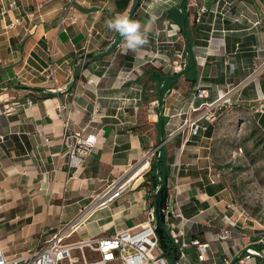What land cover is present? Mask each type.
<instances>
[{
  "label": "crops",
  "instance_id": "0c3cea01",
  "mask_svg": "<svg viewBox=\"0 0 264 264\" xmlns=\"http://www.w3.org/2000/svg\"><path fill=\"white\" fill-rule=\"evenodd\" d=\"M15 1L16 10L0 12V245L7 256L45 246L58 230L67 242H79L139 226L154 205L145 175L153 160L167 175L160 209L167 238L159 245L169 264H237L247 248H264V228L242 217L212 173L213 133L180 131L196 87L207 93L196 105L223 94L239 105L223 104L202 120L213 128L217 119L238 120V110L244 121L261 117L255 110L264 106V0ZM67 7L74 20L60 25ZM200 7L205 10L197 18ZM120 13L147 31L149 43L140 50L125 48L119 33L105 26ZM181 49L189 60L175 73L163 58L174 60ZM50 66L56 85L47 78ZM162 80L172 86L159 105ZM68 126L97 134L96 148L76 171L66 166ZM147 155L144 169L130 179ZM120 178L129 179L128 190L100 207L97 195ZM192 240L208 244V262H199ZM247 264H264V258Z\"/></svg>",
  "mask_w": 264,
  "mask_h": 264
},
{
  "label": "built area",
  "instance_id": "2783aa9c",
  "mask_svg": "<svg viewBox=\"0 0 264 264\" xmlns=\"http://www.w3.org/2000/svg\"><path fill=\"white\" fill-rule=\"evenodd\" d=\"M4 3H6V6H4ZM0 4L2 5L1 14L17 9L15 0H0ZM69 9L70 7L64 9L60 25H65L66 21L71 18L68 15ZM204 10V7L198 8L197 18L203 14ZM155 41L156 45L159 46L160 40L155 39ZM174 57L175 59L171 60L165 55L163 64L171 71L180 73L186 66L184 49L175 51ZM77 65L78 63L74 64L71 70H75ZM55 71V67L50 66L47 78L56 85ZM87 83L94 84V81L89 79ZM224 96L225 94L221 95L219 99L211 103L204 101L196 105L197 100H203L207 97L204 88L196 87L188 101L187 110L183 113L184 119L180 131L187 128L191 137L195 136L199 130H204L202 120L213 118L214 111L223 104H233L230 99L224 98ZM26 104L32 105L33 101L28 100ZM255 111L264 113V106H259ZM95 114L93 112L92 115ZM63 144L67 152L66 166L76 171L84 166L88 157L96 148L97 134L73 131L68 126L63 137ZM150 155L153 156L154 151ZM157 180L160 181V177H157ZM211 181L213 182L212 179ZM128 188L129 179L111 180L105 189L97 195L99 206H108L120 198ZM156 229V208L152 204L146 208L145 220L142 224L133 228L116 230L108 236L89 238L79 242H67L64 231L58 230L46 242L45 246L37 250L28 249L19 256H7L0 245V264H169L164 251L159 245ZM178 236L179 233L172 232V238ZM220 236L221 239L227 237L224 234ZM190 244L196 247L199 262L206 263L209 261L208 244L201 243L198 240H192ZM183 246L186 245L183 244ZM74 251L78 253L75 254ZM252 257L264 258V248L260 250L247 248L245 255L239 258L237 264H247ZM223 264H230V261L225 260Z\"/></svg>",
  "mask_w": 264,
  "mask_h": 264
},
{
  "label": "rangeland",
  "instance_id": "374dc122",
  "mask_svg": "<svg viewBox=\"0 0 264 264\" xmlns=\"http://www.w3.org/2000/svg\"><path fill=\"white\" fill-rule=\"evenodd\" d=\"M217 120L208 141L212 173L228 187L242 217L264 228V135L253 132L249 121Z\"/></svg>",
  "mask_w": 264,
  "mask_h": 264
},
{
  "label": "trees",
  "instance_id": "16d2710c",
  "mask_svg": "<svg viewBox=\"0 0 264 264\" xmlns=\"http://www.w3.org/2000/svg\"><path fill=\"white\" fill-rule=\"evenodd\" d=\"M185 53H186V66H185V68H186L187 64H188V60H189V52L185 51ZM178 77H179V75L175 76L173 79H177ZM170 86H172V85H170V84L168 85L165 80L161 81L160 91L158 92V95H157V100H158L159 105L162 104L163 97L171 89ZM34 90L38 91V92H43L42 89H34ZM41 96L43 98H51L54 95L50 94V93H44L43 92V93H41ZM233 105L234 104H231V106H233ZM236 106H239V105L238 104L234 105V107H236ZM234 111L236 112L237 110L234 108ZM234 115L237 116L235 118H238V121L245 122L243 119L244 116H242V113L239 110ZM260 115H261V117L259 118V120L257 122L253 121L252 119H250L249 122H252V124H253V132L259 131L262 135H264V126H262V124H264V113H261ZM160 120H161V118H160ZM231 121H233V120H231ZM234 121H237V120H234ZM226 122L229 123V121H226ZM246 122H248V121H246ZM202 124H203L204 130H199L195 136H199L200 134H206L208 137L211 136L214 128L211 125H208L207 123L202 122ZM159 160H160V158H159ZM145 175L148 176V178L152 181V188L154 191H156L157 189H160L159 224H157L156 233L158 235V239L159 240L161 239V241H163L165 237L167 238V236H166V232L164 231V229L162 227V222H161L162 217L160 214V209L162 208V206H163V204L167 198L166 184H165L167 175H161V172L159 170V166H157V164H156V160L151 161L150 169ZM157 177H160V181L157 180ZM164 253H165V251H164ZM165 255H166V253H165Z\"/></svg>",
  "mask_w": 264,
  "mask_h": 264
},
{
  "label": "clouds",
  "instance_id": "9594fccd",
  "mask_svg": "<svg viewBox=\"0 0 264 264\" xmlns=\"http://www.w3.org/2000/svg\"><path fill=\"white\" fill-rule=\"evenodd\" d=\"M105 26L119 33L123 46L133 52L140 50L149 43V37L142 25L131 19L127 13L117 14L114 18L105 21Z\"/></svg>",
  "mask_w": 264,
  "mask_h": 264
},
{
  "label": "water",
  "instance_id": "95a60500",
  "mask_svg": "<svg viewBox=\"0 0 264 264\" xmlns=\"http://www.w3.org/2000/svg\"><path fill=\"white\" fill-rule=\"evenodd\" d=\"M138 6H139V2L135 5L134 11L137 9ZM149 155H147L136 167H134L131 170V173L130 174L135 173L142 165H144L145 163H147L148 162ZM159 199H160V189H157L155 191V196H154V206L156 208V222H157V224H159ZM172 264H174V263L172 262Z\"/></svg>",
  "mask_w": 264,
  "mask_h": 264
},
{
  "label": "bare ground",
  "instance_id": "6f19581e",
  "mask_svg": "<svg viewBox=\"0 0 264 264\" xmlns=\"http://www.w3.org/2000/svg\"><path fill=\"white\" fill-rule=\"evenodd\" d=\"M144 168H139L135 173H133L130 177V179H133L134 177H136Z\"/></svg>",
  "mask_w": 264,
  "mask_h": 264
}]
</instances>
